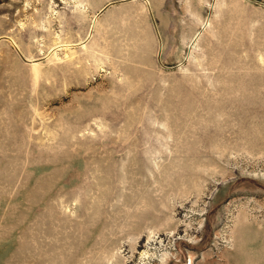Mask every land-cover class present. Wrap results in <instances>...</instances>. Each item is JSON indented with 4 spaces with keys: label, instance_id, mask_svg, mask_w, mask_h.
Returning <instances> with one entry per match:
<instances>
[{
    "label": "rangeland",
    "instance_id": "rangeland-1",
    "mask_svg": "<svg viewBox=\"0 0 264 264\" xmlns=\"http://www.w3.org/2000/svg\"><path fill=\"white\" fill-rule=\"evenodd\" d=\"M0 264H264V0H0Z\"/></svg>",
    "mask_w": 264,
    "mask_h": 264
}]
</instances>
